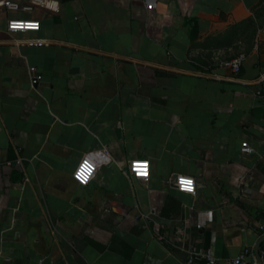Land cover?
<instances>
[{"label": "crops", "instance_id": "crops-1", "mask_svg": "<svg viewBox=\"0 0 264 264\" xmlns=\"http://www.w3.org/2000/svg\"><path fill=\"white\" fill-rule=\"evenodd\" d=\"M263 223L264 0H0V264H228Z\"/></svg>", "mask_w": 264, "mask_h": 264}, {"label": "built area", "instance_id": "built-area-1", "mask_svg": "<svg viewBox=\"0 0 264 264\" xmlns=\"http://www.w3.org/2000/svg\"><path fill=\"white\" fill-rule=\"evenodd\" d=\"M7 5L9 8H19L21 7L20 4L16 3V2H12V1H8ZM22 23V24H29V23H34L37 26L35 28H21V29H13L11 27L12 23ZM40 28V21L38 20H32V19H24V18H14L11 19L9 21V29L10 31H18V30H28V29H39ZM243 57L240 56L238 58H235L233 60H231L230 62H228V65L231 66L232 70L235 73H239L241 70V66L243 63ZM34 80H37V78H35ZM243 151L245 152H251L253 150L252 146L249 144V142H244L243 144ZM184 178V179H189L193 182V190L192 191H186L184 188H182L181 184L179 183L180 179ZM177 187L182 190V191H186V192H191V193H195L196 192V181L195 178L193 176H189V175H180L178 176L177 180L175 181ZM213 210H207L204 212H200L198 215V221L197 224L198 226H203L206 225L208 222L213 221L214 218V214H213ZM261 230L264 232V223L261 224ZM189 257L187 260L188 264H193L195 262L201 261L203 258L207 259L210 263H215L217 258L216 256L213 254V252H211V250L205 249L201 246H198L197 244H192L190 245V247L187 249ZM261 255H262V264H264V247L261 250ZM228 264H259L256 254L253 250V248L251 247H245L238 256L231 258L228 260Z\"/></svg>", "mask_w": 264, "mask_h": 264}, {"label": "snow or ice", "instance_id": "snow-or-ice-1", "mask_svg": "<svg viewBox=\"0 0 264 264\" xmlns=\"http://www.w3.org/2000/svg\"><path fill=\"white\" fill-rule=\"evenodd\" d=\"M51 6V5H50ZM37 25L34 24V23H29V24H22V23H12L11 27L13 29H21V28H35ZM143 164L144 165V168H145V171L143 173V175L146 177L147 174H148V164L147 162H143V163H137L135 165V171L137 172V175H141V173H139L137 171V168L139 165ZM81 167H83V165H81ZM91 175V173L89 174ZM77 179H80V175H79V172H77ZM82 183H87V180H82L81 181ZM179 183L181 184L182 188H184L186 191H192L193 190V182L189 179H184V178H181Z\"/></svg>", "mask_w": 264, "mask_h": 264}, {"label": "clouds", "instance_id": "clouds-1", "mask_svg": "<svg viewBox=\"0 0 264 264\" xmlns=\"http://www.w3.org/2000/svg\"><path fill=\"white\" fill-rule=\"evenodd\" d=\"M81 165H83V167H81ZM81 165L79 166L78 171H77V172H79L80 179H77V172L74 173L75 178H76L78 181H80V182H81L82 180H87V183H88L89 180H90V178L92 177V175H93V173H94V167H95V166H94L93 163L90 162L88 159H85ZM137 171H138L139 173H141V175H139V176H141V177H145V176L143 175V173H144V171H145V168H144V165H143V164H141V165L138 166ZM90 173H91V175H89ZM136 173H137V172H136ZM147 176H148V174H147ZM147 176H146V177H147ZM84 184H86V183H84Z\"/></svg>", "mask_w": 264, "mask_h": 264}, {"label": "water", "instance_id": "water-1", "mask_svg": "<svg viewBox=\"0 0 264 264\" xmlns=\"http://www.w3.org/2000/svg\"><path fill=\"white\" fill-rule=\"evenodd\" d=\"M263 239H264V236H263L262 239L258 242V244H257V246H256V248H255L256 257H257V260H258V263H259V264H262V261H263V259H262V255H261V251H260V246H261V243H262ZM201 261H202L203 263H205V264H210V262H209L207 259H205V258H203Z\"/></svg>", "mask_w": 264, "mask_h": 264}]
</instances>
